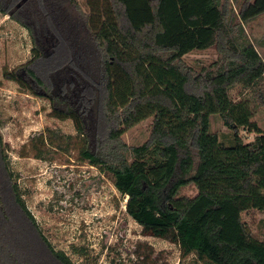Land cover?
I'll use <instances>...</instances> for the list:
<instances>
[{"label": "trees", "instance_id": "obj_1", "mask_svg": "<svg viewBox=\"0 0 264 264\" xmlns=\"http://www.w3.org/2000/svg\"><path fill=\"white\" fill-rule=\"evenodd\" d=\"M0 0L29 31L32 58L5 73L72 119L83 159L109 174L146 234L168 238L202 264H264V130L236 86L257 88L264 58L244 26L264 0ZM215 47L197 67L184 57ZM213 115L229 131L212 128ZM152 117L149 138L123 134ZM0 264H75L29 209L1 134ZM254 133L252 140L242 130ZM193 186L194 196L182 190Z\"/></svg>", "mask_w": 264, "mask_h": 264}, {"label": "rangeland", "instance_id": "obj_2", "mask_svg": "<svg viewBox=\"0 0 264 264\" xmlns=\"http://www.w3.org/2000/svg\"><path fill=\"white\" fill-rule=\"evenodd\" d=\"M88 10L87 0H76ZM243 0H231L236 17ZM246 36L257 44L264 58V13L244 26ZM32 37L22 24L0 12V121L1 134L18 183L29 209L56 249L75 264H202L195 253L182 255L180 245L168 238L146 234L126 211L127 196L112 177L83 159L85 137L72 119L51 115L48 98L36 95L6 72L32 58ZM218 57L215 47L194 50L184 59L201 67ZM257 88L236 86L235 100L248 99L253 118L264 130V105ZM152 117L123 134L128 145L141 144L150 135ZM212 128L229 131L219 116ZM247 140L254 133L242 130ZM194 196L193 186L182 190ZM260 214L246 216L259 235Z\"/></svg>", "mask_w": 264, "mask_h": 264}]
</instances>
